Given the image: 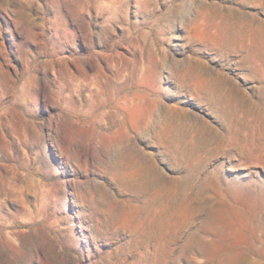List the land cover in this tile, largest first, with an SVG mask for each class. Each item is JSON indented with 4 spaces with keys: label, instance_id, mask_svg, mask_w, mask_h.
I'll return each mask as SVG.
<instances>
[{
    "label": "rangeland",
    "instance_id": "rangeland-1",
    "mask_svg": "<svg viewBox=\"0 0 264 264\" xmlns=\"http://www.w3.org/2000/svg\"><path fill=\"white\" fill-rule=\"evenodd\" d=\"M0 264H264V0H0Z\"/></svg>",
    "mask_w": 264,
    "mask_h": 264
}]
</instances>
